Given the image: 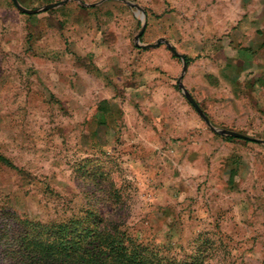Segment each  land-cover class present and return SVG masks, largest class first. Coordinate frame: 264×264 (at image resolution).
Returning a JSON list of instances; mask_svg holds the SVG:
<instances>
[{
	"label": "rangeland",
	"instance_id": "1",
	"mask_svg": "<svg viewBox=\"0 0 264 264\" xmlns=\"http://www.w3.org/2000/svg\"><path fill=\"white\" fill-rule=\"evenodd\" d=\"M79 1L0 0V264H28L27 234L84 211L177 258L264 264V146L208 129L179 73L154 70L167 48L135 46L133 7ZM126 1L141 44L174 29L211 125L264 140V70L240 57L264 66V0Z\"/></svg>",
	"mask_w": 264,
	"mask_h": 264
},
{
	"label": "trees",
	"instance_id": "2",
	"mask_svg": "<svg viewBox=\"0 0 264 264\" xmlns=\"http://www.w3.org/2000/svg\"><path fill=\"white\" fill-rule=\"evenodd\" d=\"M21 243L28 264H204L201 254L177 258L88 211L42 225Z\"/></svg>",
	"mask_w": 264,
	"mask_h": 264
},
{
	"label": "water",
	"instance_id": "3",
	"mask_svg": "<svg viewBox=\"0 0 264 264\" xmlns=\"http://www.w3.org/2000/svg\"><path fill=\"white\" fill-rule=\"evenodd\" d=\"M69 1H77L79 2L82 6H85L83 3H81L79 0H64L61 2H57V3H53L50 5H46L44 7H42L41 9L38 10H28L23 8L17 0H11L12 4L14 5V7L24 13V14H34L37 12H41V11H49V10H53L56 9L58 7H61L62 5L66 4ZM107 0H102L101 2H99L98 4H101L103 2H105ZM114 1H121L123 3H126L128 6L133 7L136 11H137V15L139 16V19L142 23L141 29L138 32V34L135 37V46L141 49H153L156 48L160 45H165V47L168 49V51L170 52V54L178 59H180L181 63H182V71L181 74L177 80V84H178V88L180 89L182 95L185 97V99L188 101V103L193 107V109L197 112V114L200 116V118L203 120V122L205 123V125L208 127V129H210L212 132L223 136V137H230V138H235V139H241L244 141H249V142H254V143H258L264 146V140H259V139H255V138H251L245 135H242L240 133L237 132H233V131H228V130H223V129H216L214 128L211 123L208 120V117L203 113V111L200 109V107L198 106V104L194 101V99L191 97V95L187 92V90L184 88L183 84H182V78L187 70V62H186V58L181 55L180 53H178V51H176V49H174L166 40L164 39H160L158 41H156L154 44H148V45H144L140 43V38L144 33L145 27H146V20H145V14H144V10H142L139 6L134 5L132 3L127 2L126 0H114Z\"/></svg>",
	"mask_w": 264,
	"mask_h": 264
},
{
	"label": "crops",
	"instance_id": "4",
	"mask_svg": "<svg viewBox=\"0 0 264 264\" xmlns=\"http://www.w3.org/2000/svg\"><path fill=\"white\" fill-rule=\"evenodd\" d=\"M254 19L252 18H250L249 16L246 18V25H247V29H246V31H242L243 29H245V28H243V27H241V26H238V21L235 23V24H233V27L234 28H236L235 30H234V33H236L237 34V36L236 37H239L238 35H240V36H242L243 35V39L242 40H245L246 38H244V36H247V37H249L250 36V33H252L253 34V31L255 32V30H254V24L252 23V24H249L250 22H252ZM232 27V28H233ZM145 29H146V27H145ZM174 29H172V31H170V33L169 34H167V36L165 37V38H160V39H164V40H166L174 49H176V47H175V44H174V42H175V34H174V31H173ZM144 32H145V30H144ZM144 34V33H143ZM171 35H173V36H171ZM143 36V35H142ZM141 36V37H142ZM141 39V38H140ZM160 39H158V40H160ZM157 40V41H158ZM241 42V41H240ZM161 46H165V45H160V46H158V47H156V48H153V49H156V54H160V53H162V50L161 49H157V48H159V47H161ZM138 48V47H137ZM141 49V48H140ZM143 50H145V49H143ZM148 50H151V49H148ZM168 50V49H167ZM243 50H245V49H243ZM177 51V50H176ZM170 53V52H169ZM179 53V52H178ZM248 53V52H247ZM259 53H261V52H258V54ZM181 55H183L186 59H189V57H188V55L187 54H181ZM240 56V55H239ZM240 57H243V58H245V62L244 63H248V62H250L251 64H252V67L253 68H255V69H257L258 71H263L264 70V66H262V63L261 62H258V61H255V57H257V55H254V56H252V61L250 60L249 61V55L248 54H246L245 53V55L243 56V55H241ZM176 59H178V58H176V57H174V56H172L171 55V57H166V59H165V61H163L161 64H158V66L159 67H157L156 66V69H154V70H157V68H159V70H162V71H164L165 72V69L167 70L166 72H168L167 73V75H170V76H175L177 73H179V75H178V77H177V80H178V78H179V76H180V74H181V71H182V63H181V68H179V62H178V60L180 61V59H178V60H176ZM181 62V61H180ZM187 62V61H186ZM187 68H188V63H187ZM187 71V70H186ZM186 73V72H185ZM185 75V74H184ZM151 76H153V79H157L156 80V82L157 81H159V79L161 80L162 79V75H161V73H160V71H154V75H151ZM157 77V78H156ZM184 77V76H183ZM153 79H151L152 81H153ZM177 80H176V82H177ZM150 81V80H149ZM182 81H183V78H182ZM247 82V81H246ZM256 82H258V86L260 87V89L261 90H263L264 91V74H261L258 78H257V80H256ZM183 84V83H182ZM188 92V91H187ZM198 104V103H197ZM199 106V105H198ZM113 112V111H112ZM118 113V115H121V112L120 111H118L117 112Z\"/></svg>",
	"mask_w": 264,
	"mask_h": 264
}]
</instances>
